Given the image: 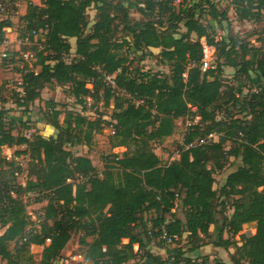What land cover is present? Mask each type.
Returning <instances> with one entry per match:
<instances>
[{
    "label": "trees",
    "instance_id": "obj_1",
    "mask_svg": "<svg viewBox=\"0 0 264 264\" xmlns=\"http://www.w3.org/2000/svg\"><path fill=\"white\" fill-rule=\"evenodd\" d=\"M176 1L28 4L21 36L46 25L48 31L43 41L33 38L38 73L28 70L21 76L25 95L16 102L23 115L54 83L68 86L84 110L88 97L112 103L114 109L110 121L101 116L90 121L48 100L45 119L57 134L46 137L24 134L20 129L31 128L28 120L0 108V152L24 145L16 155L28 158L25 185L15 176L21 171L15 161L0 170V257L5 264H35L33 244L44 246L37 264H55L76 231L82 232L84 262L70 264H227L220 258L211 263L201 254L206 238L213 237L212 225L219 230L216 246L235 248L234 264H264V29L251 33L259 34L260 44L234 36L229 26L217 38L215 25L229 20V7H219L221 0ZM227 1L241 20L264 19V0ZM90 8L96 12L93 22ZM133 11L143 18L134 19ZM12 26L11 19H0V44ZM202 37L216 48L215 68L201 67ZM71 38L76 47L68 60ZM151 48H161L156 58L168 72L134 65L153 55ZM226 66L234 69L236 84L226 81ZM110 74H115V88L106 80ZM221 110L223 118L218 117ZM197 116L179 145L180 157L164 162L155 144L176 133L177 120ZM102 122L115 128L111 146L126 150L105 156L99 172L89 156L72 147L90 145L94 133L103 130ZM211 133L218 138H209ZM231 157L241 163L216 188L215 173ZM29 193L35 194L33 201L25 198ZM31 201L45 202L38 221L28 212ZM178 204L185 220L168 219ZM149 212H155L150 220L145 218ZM245 224H254L255 233L242 232ZM163 228L182 238L187 234L186 250L176 248L167 257L152 252Z\"/></svg>",
    "mask_w": 264,
    "mask_h": 264
},
{
    "label": "rangeland",
    "instance_id": "obj_2",
    "mask_svg": "<svg viewBox=\"0 0 264 264\" xmlns=\"http://www.w3.org/2000/svg\"><path fill=\"white\" fill-rule=\"evenodd\" d=\"M37 0H21V3L18 7L14 8L13 11H9L8 13H0V19H6L9 18L13 21V26L11 28H6L7 35L11 40H15L16 37L20 36L21 33L24 31L25 28V22L21 18L22 15L25 14L27 10V6L30 2H35ZM198 0H187V2H195ZM183 0H178L176 3H182ZM219 7L222 9L229 7V20H226L223 22V26H220L216 24V31H217V38H220L224 34L228 33V26L229 30L233 33L234 36H239L242 39L250 40L253 44H260L256 39L259 34L251 35V33L255 30L261 31L264 29V19L261 21L257 20H241L237 17V14L234 10V8L231 6L230 2L227 0H221L219 2ZM11 8V7H9ZM88 13L90 16L91 22L94 20L95 16V9L90 8L88 9ZM132 17L134 19H142L143 16L138 13L137 11H133ZM207 21L209 16L206 15L205 18ZM182 30H185L184 27ZM38 41H43V36L40 35L38 37ZM73 47H75V40H70ZM154 54L150 55L146 59H144L142 62L136 61L134 65H139L140 67H144L145 69H151L154 71H169V68L164 66L160 63V60L156 58V52L157 50H151ZM74 57V51L71 52V54L67 55L68 60ZM37 69H40V66L37 67ZM235 71L232 67L226 66L224 68V77L227 82L235 83L236 80L234 78ZM21 76L20 69L17 66V61H5L0 64V85H1V94H0V108H7L10 109V115L15 116H22L23 119L28 120L29 125H31L30 129H20V131H23L24 134L31 136V134L38 133L49 137L51 135L57 134V129L49 123L45 119V111L47 110L46 101L48 100H54L58 102L59 108L63 111L66 110H73L75 112H81L88 116L90 121H95L100 116L103 119H106L107 121L111 120V113L113 111V104L111 103L109 106L104 104L103 100L95 101L93 98L88 97L87 98V104L85 110L83 109V105L76 102V99L70 94L69 87L64 85H59L57 83L50 84L48 87H46L42 91L41 98L36 100L30 107L29 111L26 115H23V107L18 106L16 99L18 97V89L20 88L19 83L21 82ZM92 84H88V87L92 88ZM247 92V89L245 90ZM233 113H237L238 115H241L238 113V109H232ZM65 116V112L60 115V120L63 121ZM226 116V113L221 110L218 112V117L223 118ZM191 121L189 118H182L177 120V131L176 133L167 139H165L162 142L155 144V150L158 155L163 159V161H170L173 158L180 157V148L179 145L182 143L186 128H187V121ZM101 126L103 127V130L99 133H94V136L92 138L90 145H76L72 147V150L75 153L82 154V155H89V157L92 159L94 165L97 167L98 171L101 172L104 169V157L107 155H110L112 153H123L126 150V147H112L110 143V135H112L114 132L111 129V125L107 126L106 123L102 122ZM24 145L21 146H14V147H7L5 146L3 148V152L5 154H13L16 156V151L24 149ZM229 145H227V148ZM18 161H22L24 164V167H27L28 158L20 155ZM241 163L239 159H235L234 157H231L229 162L226 163V166L223 170L220 172L217 171L215 173L216 177V183L215 187L219 188L223 185L227 175L236 169L238 165ZM212 165V163L210 164ZM7 168V166H6ZM26 180V170L23 174L20 175L18 178V182ZM44 203H36L32 202L28 205V212L30 215H32L33 219L35 221L37 220V216L43 215L42 210ZM233 212L232 208L227 209V214L231 215ZM180 217L181 219L185 220V213L184 209L180 204L175 209L174 216L168 215V219H171L172 217ZM155 217V212H149L145 214V218L150 220ZM213 227V226H212ZM213 230V237L206 238V245L203 246L200 250L202 251L201 254L208 257V260L211 263H214L215 259L220 258L222 260H226L227 264H234V262L231 260V254L235 252V248L231 247L229 249L221 248L216 246L214 240H217V236L219 233V230H215L214 225ZM220 229V228H219ZM256 229L254 227V224H245L243 227L242 232H245L247 234L255 233ZM185 234L183 238L171 245L165 244L162 240H154V242L151 244V250L152 252L156 254H161L164 257H167V255L174 249L182 247L186 250L187 248V239ZM225 236L227 237L228 234L225 233ZM82 237L81 231L73 232L71 240L68 242L65 249L62 251L61 256L59 259L55 262V264H68L67 260L70 259V256L75 255L77 253H82L84 250V247L80 243V238ZM89 240L91 238H88ZM237 239H239V236H237ZM125 242L128 240L125 239ZM213 241V242H212ZM11 247L13 248V244H11ZM135 250L138 249V245L134 246ZM31 251V250H30ZM41 252L42 247H38L33 252H30V254L33 256V262L35 264L39 263L41 259ZM29 254V255H30ZM188 254H191L190 252ZM4 260L0 261V264L3 263ZM23 264H28L23 263ZM84 264H91L90 262H85Z\"/></svg>",
    "mask_w": 264,
    "mask_h": 264
},
{
    "label": "built area",
    "instance_id": "obj_3",
    "mask_svg": "<svg viewBox=\"0 0 264 264\" xmlns=\"http://www.w3.org/2000/svg\"><path fill=\"white\" fill-rule=\"evenodd\" d=\"M178 1V0H177ZM21 3V0H0V13H8L9 11H13L14 8L18 7ZM144 6V4H142ZM11 7V8H9ZM48 31V26L40 27V29H33L27 33H25L24 36H18L15 40H11L8 36L5 38V40L0 44V64L5 61H17V66L20 69V73L23 74L24 72H27L28 70H31L35 73H38V69L34 66L33 61L36 60V52L34 51L33 47L35 44L34 39L38 40V37L40 35L43 36V39L46 38V34ZM34 38V39H33ZM201 43L203 47V58L201 60V67L203 70L212 69L215 68L214 60L216 58V48L213 45H210L205 37L201 38ZM187 75L186 73L184 74ZM115 74H110L106 77V80L110 85L115 88L116 82H115ZM20 88L18 89V97L22 98L25 95L24 89L21 86L22 80L19 83ZM1 86V85H0ZM1 94V89H0ZM141 102V101H139ZM199 120V116L195 118V120H191L187 123V127L191 126L194 122H197ZM111 129L114 132V126L111 125ZM187 129V128H186ZM36 132V131H35ZM32 135V134H31ZM209 138L217 139V135L211 133L209 134ZM206 142V139H200L196 140L195 144H200ZM192 145V144H191ZM19 156H15L13 154H5L3 151L0 152V170L5 169L8 165V162L15 161L16 165L21 168L20 170L15 171V176L17 178L20 177L21 174L24 173L26 168L24 167L23 162L18 161ZM22 185H25V181L20 182ZM12 194L15 196L16 194L12 192ZM34 193H29L25 198L30 197V199L33 201ZM151 233V231L149 232ZM182 239V237L179 234H170L168 231L163 228L160 240H162L165 244L171 245L179 242ZM106 250V248H103ZM73 262H84V255L77 253L75 255H71L70 259L67 260V263H73Z\"/></svg>",
    "mask_w": 264,
    "mask_h": 264
},
{
    "label": "crops",
    "instance_id": "obj_4",
    "mask_svg": "<svg viewBox=\"0 0 264 264\" xmlns=\"http://www.w3.org/2000/svg\"><path fill=\"white\" fill-rule=\"evenodd\" d=\"M33 3H36V4H39V5H41V0H37V1H35V2H33ZM8 36V35H7ZM72 40H75V45H76V38H71ZM76 47V46H75ZM75 47H73V49H72V51H74L75 52ZM151 50H157L156 52H160L161 51V48H151ZM157 54V53H156ZM39 71V70H38ZM91 84V83H90ZM13 116H15V115H13ZM189 122V120L187 121V123ZM37 132V131H36ZM87 156H89V155H87ZM213 227H214V225H212ZM211 226V231H213L214 230V228ZM1 233H3V231H0V234ZM13 246H14V244H13ZM42 247V251H43V249H44V246L43 245H37V244H33L32 246H31V252H33L35 249H37L38 247ZM202 252V251H201ZM41 255H42V252H41ZM40 255V256H41ZM0 261H2V259H1V257H0ZM225 262H226V260H224ZM3 263L5 264V261H3Z\"/></svg>",
    "mask_w": 264,
    "mask_h": 264
}]
</instances>
